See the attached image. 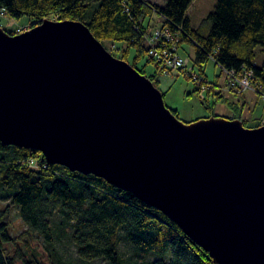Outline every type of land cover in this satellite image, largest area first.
<instances>
[{
  "label": "water",
  "instance_id": "obj_1",
  "mask_svg": "<svg viewBox=\"0 0 264 264\" xmlns=\"http://www.w3.org/2000/svg\"><path fill=\"white\" fill-rule=\"evenodd\" d=\"M0 142L131 193L214 264H264V126L183 122L82 22L0 28Z\"/></svg>",
  "mask_w": 264,
  "mask_h": 264
},
{
  "label": "trees",
  "instance_id": "obj_2",
  "mask_svg": "<svg viewBox=\"0 0 264 264\" xmlns=\"http://www.w3.org/2000/svg\"><path fill=\"white\" fill-rule=\"evenodd\" d=\"M194 1L168 0L160 6L146 0H0V12L11 19L28 17L33 22L31 28L46 19L82 22L102 43H123L126 55L134 51L131 65L136 69L144 59L143 67L138 68L143 73L154 65L152 79L164 72L149 54L152 47L147 41L153 28L159 29L154 24L157 15L163 22L160 28H168L175 38L173 43L166 42L168 48L177 45L181 51L186 41L196 47L194 63L200 68L194 73L197 93L209 86L202 67L212 58L223 74H251L255 92L264 96V56L262 64L258 61V49L264 53V0H219L215 11L196 30L188 18ZM163 45L159 42L158 48ZM217 85L219 79L208 88V98L213 95L217 103L227 101L213 89ZM203 104L210 108L209 99ZM241 106L232 103L235 110ZM171 110L179 118V111ZM0 191H5L10 201L0 210V264H49L36 251L29 252L27 239L34 234L46 243L50 264H63L55 249L52 219L56 213L64 224L71 225L70 240L79 259L87 264L99 260L131 264L133 259L143 264H214L211 256L162 212L101 178L51 166L42 153L5 147L0 142ZM13 207L20 208L26 225L18 238L11 232ZM123 242L132 250L129 262L123 258Z\"/></svg>",
  "mask_w": 264,
  "mask_h": 264
},
{
  "label": "rangeland",
  "instance_id": "obj_3",
  "mask_svg": "<svg viewBox=\"0 0 264 264\" xmlns=\"http://www.w3.org/2000/svg\"><path fill=\"white\" fill-rule=\"evenodd\" d=\"M148 1V0H146ZM155 2L156 4L163 6L168 0H149ZM219 0H195L188 11V18L191 22L192 29L196 30L201 26V24L205 21V19L215 11L216 5ZM53 21V20H51ZM154 24L155 28H160L163 25V22L160 21V18L156 15L154 16ZM33 25V22L30 21L28 17H25L17 20L11 19L4 13L0 12V28L5 29L8 33H14L18 29L21 30L20 35L28 31ZM154 30V28H153ZM153 30L151 33H153ZM18 33V32H17ZM103 46L107 49V51L115 56L119 60H124L132 66V61L134 55V51L130 55H126V45L118 44L115 42H104ZM179 53L186 60L188 59L187 66L183 69H176L170 72H163L158 74V78L152 79L149 77L154 74L156 71V67L154 65H150L143 73L141 68L144 64V60L140 62L137 66V70L141 75L147 76L153 83L155 87L160 89L163 94H165V104L173 110L179 111V118L187 124L200 121V119H210L211 117L221 118L224 117L229 120H240L243 122L245 120L244 126L249 129H254L261 125L264 126V96L256 93L255 87L252 89H238L231 86L229 79L227 77V73L223 74L220 66L216 65V62L212 58L208 59L206 64L203 65V71L206 74L209 84L208 87L203 88L201 92L197 93L198 83L195 82L196 75L194 73H199V66H195L194 60L196 59V47L191 42H183L181 46V51ZM264 53L263 50L258 49V61L262 64ZM129 58V59H128ZM160 65V64H159ZM134 67V66H132ZM162 69V65H160ZM195 67V68H194ZM163 70V69H162ZM195 70V71H194ZM193 76V77H192ZM192 77V78H191ZM219 79V85L213 86V89L221 92L227 99V101L221 103L215 102V98L210 96L208 98L207 91L208 88L215 83ZM209 99V106L207 108L203 104L204 101ZM231 103V104H230ZM232 103H239L242 105L240 109L235 110L232 107ZM240 117V119H239ZM10 204V201L7 199L6 192L0 191V210ZM11 232L14 237H21L24 231L26 230V225L24 221L21 219L20 208L13 207L12 215H11ZM53 229L56 230L55 233V249L60 253L61 262L63 264H87L82 262L78 257V251L73 245L70 237L73 233L71 229V225L64 224L63 219L56 213L52 219ZM66 230H65V229ZM62 229L65 230L62 233ZM61 232V235L59 233ZM59 236L61 240H59ZM27 241L30 244L29 252L36 251L43 258L44 262L49 263L48 255L49 253L46 251V243L43 242L41 238L37 234H34L32 238H28ZM27 252V248H25L24 243L22 244V249ZM123 258L126 261H130L132 250L123 242L121 244ZM88 264H107L105 261L99 260L95 262H91ZM127 264V263H126ZM131 264H143L140 261L133 259Z\"/></svg>",
  "mask_w": 264,
  "mask_h": 264
},
{
  "label": "built area",
  "instance_id": "obj_4",
  "mask_svg": "<svg viewBox=\"0 0 264 264\" xmlns=\"http://www.w3.org/2000/svg\"><path fill=\"white\" fill-rule=\"evenodd\" d=\"M18 34L21 33V30H17ZM23 34V33H22ZM174 36L168 28H159L153 30V33L147 36L148 44L151 45V50L149 52L153 58L156 59L157 63L162 65V69L165 72H170L176 69H183L187 66L188 59L186 60L179 53L177 45H172L171 48H168L166 42H174ZM163 42L164 45L162 48H158V43ZM231 86L238 88L240 90L252 89V84L250 82L251 74L239 77L235 72H225ZM195 80L198 81V78L195 77Z\"/></svg>",
  "mask_w": 264,
  "mask_h": 264
},
{
  "label": "crops",
  "instance_id": "obj_5",
  "mask_svg": "<svg viewBox=\"0 0 264 264\" xmlns=\"http://www.w3.org/2000/svg\"><path fill=\"white\" fill-rule=\"evenodd\" d=\"M149 1V0H148ZM151 2V1H150ZM153 2V1H152ZM153 3H155V2H153Z\"/></svg>",
  "mask_w": 264,
  "mask_h": 264
}]
</instances>
